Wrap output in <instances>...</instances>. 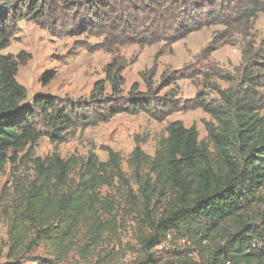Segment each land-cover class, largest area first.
Listing matches in <instances>:
<instances>
[{"label": "trees", "instance_id": "obj_1", "mask_svg": "<svg viewBox=\"0 0 264 264\" xmlns=\"http://www.w3.org/2000/svg\"><path fill=\"white\" fill-rule=\"evenodd\" d=\"M47 1L0 0V177L6 164H14L20 152H32L43 134L57 143L78 127L107 121L118 113L144 111L164 118L181 110L172 100L173 93L159 95L163 88L175 86V78L161 75V82L152 87L150 75L143 79L145 91L134 84L124 94L121 76L116 67L111 69L112 65L107 66L109 93L97 82L86 101L58 104L36 96L28 102L25 87L16 79L21 61L3 50L11 42L18 10L26 8L24 14L30 10L37 18ZM121 1L124 13L113 17L116 25L111 28L124 33L126 40L143 43L174 42L186 31L203 25L221 26L227 35L244 39L246 27L253 26L259 13H264V0ZM84 7L108 11L110 2L84 0ZM238 70L237 84L216 89V101L196 96L195 106L210 117L203 122L204 140L198 139L194 125L185 127L176 120L166 125V135L157 141L152 156L135 140L127 159L143 201L148 204L162 200L161 213L153 224L154 242H160L169 231L183 230L196 246L203 247L202 243L208 242L209 249L200 260L185 254H179V259L162 260L148 253L132 264H264V111L259 92L264 88V41L251 39L242 44ZM190 75L177 74L180 78ZM102 148L107 153L105 160L94 152L75 161L55 152L33 158L39 183L33 181L28 190L23 209L17 214V228L22 231L23 224H33V212L41 211L53 214L61 234L68 236L75 221L97 219L95 211L100 206L102 187L119 183L130 190L121 168V154L111 147ZM72 165L77 167L76 185L68 181ZM33 231L42 239L51 233L49 227H34ZM158 236L161 238L156 239ZM23 240L18 238L15 248L10 247L8 257L12 261L4 264H20L14 257Z\"/></svg>", "mask_w": 264, "mask_h": 264}, {"label": "rangeland", "instance_id": "obj_2", "mask_svg": "<svg viewBox=\"0 0 264 264\" xmlns=\"http://www.w3.org/2000/svg\"><path fill=\"white\" fill-rule=\"evenodd\" d=\"M109 2L110 9L106 11L94 7L89 10L84 7V0H48L37 18L30 10L24 14L26 8L18 10V17L12 23L11 42L3 53L21 61L16 79L25 87L26 100L30 102L39 96L58 104L86 101L97 82L109 93L107 66L112 65L111 69L116 67L115 71L121 76L124 94L134 84L138 90L145 91L146 80L143 79L150 75H153L152 87L161 82V75L175 78V86L163 88L159 95L173 93L172 100L181 110L164 118L144 111L118 113L107 121L78 127L70 131L66 140L57 143L43 134L30 154L23 150L14 164L7 163L0 177V264L12 261L8 257L10 247L23 237L24 244L14 257L20 264H44V261L51 264H132L148 253L162 260L179 259V254L200 260L209 249L208 242H203V247L196 246L183 230L169 231L160 242H154L153 224L161 213L162 200L148 204L143 201L137 191L134 169L127 159L135 140L152 156L157 141L166 135V125L172 121H181L185 127L194 125L198 139H205L203 122L210 117L195 106L196 96L216 101V89L237 84L242 44L251 39L264 41V13H259L254 25H248L249 29L245 26L247 36L244 39L227 35L221 26L203 25L186 31L174 42L143 43L126 40L124 33L111 28L116 25L114 18L123 15L124 7L120 0ZM242 29L245 28L242 26ZM178 72L191 75L180 78ZM259 92H262L264 111V88ZM103 146L121 154V168L130 190L119 183L102 187L98 197L100 206L95 211L97 219L75 221L68 236L61 234L53 214L41 211L33 212V224H23L22 231L17 228L20 223L17 214L23 209L28 190L33 181L39 183L33 158H44L55 152L63 159L75 161L94 152L100 160H105L107 153ZM71 168L68 181L76 185L77 167L72 165ZM34 227H49L51 233L47 238H38ZM147 238L151 240L145 242Z\"/></svg>", "mask_w": 264, "mask_h": 264}]
</instances>
